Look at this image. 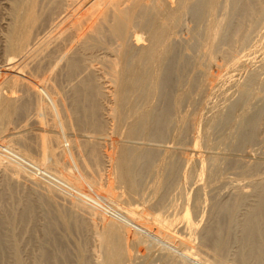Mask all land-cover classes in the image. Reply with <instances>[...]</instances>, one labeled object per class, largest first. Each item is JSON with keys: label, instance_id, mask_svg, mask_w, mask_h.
Instances as JSON below:
<instances>
[{"label": "bare ground", "instance_id": "6f19581e", "mask_svg": "<svg viewBox=\"0 0 264 264\" xmlns=\"http://www.w3.org/2000/svg\"><path fill=\"white\" fill-rule=\"evenodd\" d=\"M263 23L264 0H0V264H264V58L198 129Z\"/></svg>", "mask_w": 264, "mask_h": 264}, {"label": "rangeland", "instance_id": "374dc122", "mask_svg": "<svg viewBox=\"0 0 264 264\" xmlns=\"http://www.w3.org/2000/svg\"><path fill=\"white\" fill-rule=\"evenodd\" d=\"M260 33H262L261 35H260ZM258 38V39H257ZM260 39V40H259ZM257 40V41H256ZM248 42L246 43V46H244V48L242 49V51H241V54L242 55H250V54H252L251 55V57L250 56H246L247 58H252V59H248V60H246V63L245 64H242V65H240L239 63H238V68H236V73H234L233 75H232V77H230V75H229V73H228V71H227V69L226 70H224V71H220V72H218L217 70H213L212 72L214 73V75H217V81L214 83L215 84V88L216 89H214L213 90V93H211L210 94V96L208 97V99L206 98L205 99V101L203 100V102H202V105H201V108H200V112H201V114H202V119H201V117H200V119H199V123H198V129L200 130L199 132H203V130L205 131V128L206 129H210V130H212V128H210L209 126H211V124H212V118H213V116L217 113V112H219V109H220V111H223V109L225 110L226 108H227V106L226 105H228L230 102H231V100L233 99V100H235L236 98H235V96H237L236 94H235V92L237 91V89H236V87H235V83H236V81H237V83L238 82H243L245 79H246V77L248 76V74H249V72H250V70H248V69H253L254 67H256L257 66V64L258 63H260L262 60H263V58H264V23L263 24H261L260 26H259V28L257 27L256 29H254L251 33H250V36H249V38H248V40H247ZM256 41V43H254ZM250 47V48H249ZM259 47H260V49H259ZM258 48V49H257ZM247 50V51H246ZM256 50V51H255ZM246 53V54H245ZM260 58H262V59H260ZM259 59H260V61H259ZM253 60V61H252ZM250 62V63H249ZM253 64H252V63ZM257 64H256V63ZM255 63V64H254ZM250 64H252L253 65V68H252V66L250 65ZM244 65V66H243ZM256 65V66H255ZM240 66H242V67H240ZM239 70V71H238ZM241 70V71H240ZM227 71V72H226ZM249 71V72H248ZM222 72V73H221ZM221 73V74H220ZM227 74L228 73V75H225V74ZM263 75H262V77L264 76V71H263V73H262ZM227 76V77H226ZM239 76H241V77H239ZM220 77V78H219ZM223 77V78H222ZM238 77V78H237ZM243 77V78H242ZM225 78V79H224ZM236 78V79H235ZM219 79V80H218ZM224 79V80H223ZM231 81H230V80ZM62 82H59L60 83V85L62 86V84H63V89L66 87V82H65V84L66 85H64V79L63 80H61ZM223 83V84H222ZM234 85H233V84ZM222 84V85H221ZM225 84V85H224ZM231 84V85H230ZM54 85H55V83H54ZM56 86V85H55ZM54 86V87H55ZM53 87V88H54ZM59 87V89H61L60 88V86H58ZM229 88V89H228ZM57 92H58V95L56 94V99L58 100V102H59V104L61 103V101H62V103H64V104H66V101L65 102H63L64 101V92L62 93H59V91L60 90H58V88L56 89V87L54 88ZM66 89V90H65ZM64 90L65 91H68L69 92V90H68V87H66ZM70 89V88H69ZM54 90V91H55ZM62 90V89H61ZM57 92H55V93H57ZM235 94V95H234ZM263 93H261V95H262ZM213 95V96H212ZM61 96V97H60ZM63 96V97H62ZM216 96V97H215ZM59 97V98H58ZM232 98V99H228V98ZM60 98H61V100H60ZM64 98V99H63ZM221 98V99H220ZM63 99V100H62ZM215 99V100H214ZM219 99V100H218ZM228 99V100H227ZM225 100L226 101H230L229 103L227 102H225ZM232 100V101H233ZM210 101H212V102H210ZM205 102V103H204ZM225 102V103H224ZM61 103V104H62ZM220 103V104H219ZM224 104V105H222V104ZM208 104V105H207ZM216 105H218V106H216ZM219 105H220V107H219ZM213 106V107H212ZM208 107V108H207ZM215 107V108H214ZM219 107V108H218ZM222 107V108H221ZM207 108V109H206ZM211 109H213V110H211ZM218 109V110H217ZM216 112H215V111ZM212 112V113H211ZM214 113V114H213ZM212 114H213V116H212ZM207 122V123H206ZM201 124V125H200ZM210 124V125H209ZM30 143V144H29ZM27 144H29V146H31V148H33V145H32V143H31V140L30 141H24V140H21L20 142H18V141H11V142H9L8 143V145H12V147L13 148H17V150H24L25 148H24V146H26ZM24 145V146H23ZM54 153H55V155L57 156V159H58V163L56 164V169H57V171H58V173H60V174H63V175H65V176H68V178H70V179H72V181L74 182V183H76V184H78L79 186H81V187H83L85 190H87L88 192H91L92 194L93 193H98V192H101V191H103V192H105V195H106V198H107V200H108V205L110 206V207H114V206H118V201H117V199L115 198V193H117V191L116 190H112L111 192H108L109 190V188H107L108 186H111V184L108 182L109 181V179H110V174H109V172H107V170L106 169H104V170H102L101 171V174H103L104 175V177L106 178V180L104 181V186H99V185H94L92 182H88V180L87 179H85L84 178V176L83 175H81V170H80V167L79 166H77L76 164H74V162L73 161H71V159H70V157L64 152V156H60V154H59V150H58V148L56 147V145L54 146ZM61 157V158H60ZM3 169H5V168H3ZM191 170L189 171V169H188V172H189V174L191 175L193 172V170H192V168H190ZM78 170H79V172H78ZM71 171H72V173H71ZM8 172H10V173H12L13 175H15L16 176V174H14V172H11L9 169H8V171H7V173ZM72 174V175H71ZM113 176V175H112ZM111 179H112V177H111ZM36 188V187H35ZM22 189H24V191L25 192H29V191H33V192H35L37 195H40V196H43V194L41 193V191H39V190H37V189H34V188H30L29 187V185H27V184H25V183H21V186H20V190H22ZM189 190V189H188ZM190 191H192V189L190 188ZM193 192V191H192ZM15 193H16V186H15ZM20 194H21V191L19 192ZM16 195V194H15ZM180 199L178 198V201H179ZM179 202H181V201H179ZM57 206H58V208H59V210H60V212L61 213H63V214H65V210H66V204H64L63 202H58V204H57ZM92 219L90 218V219H86L85 221H86V223H88V222H90ZM124 231H128V228L127 227H124V229H123ZM138 234H136V236H137Z\"/></svg>", "mask_w": 264, "mask_h": 264}]
</instances>
